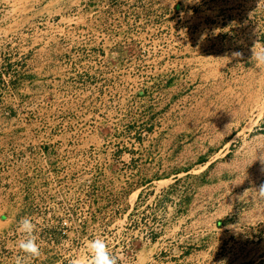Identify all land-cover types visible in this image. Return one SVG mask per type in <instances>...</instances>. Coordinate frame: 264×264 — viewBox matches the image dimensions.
Here are the masks:
<instances>
[{"label":"rangeland","instance_id":"374dc122","mask_svg":"<svg viewBox=\"0 0 264 264\" xmlns=\"http://www.w3.org/2000/svg\"><path fill=\"white\" fill-rule=\"evenodd\" d=\"M261 185L264 0H0V264H264Z\"/></svg>","mask_w":264,"mask_h":264},{"label":"clouds","instance_id":"9594fccd","mask_svg":"<svg viewBox=\"0 0 264 264\" xmlns=\"http://www.w3.org/2000/svg\"><path fill=\"white\" fill-rule=\"evenodd\" d=\"M257 192L261 197H264V185H261ZM36 228V224L28 217H22L18 221L17 230L23 234V238L18 241V248L31 257L40 255ZM85 247L87 248L91 264H119V258L111 251L103 238H93L86 242ZM71 264H82L81 257L76 255Z\"/></svg>","mask_w":264,"mask_h":264}]
</instances>
